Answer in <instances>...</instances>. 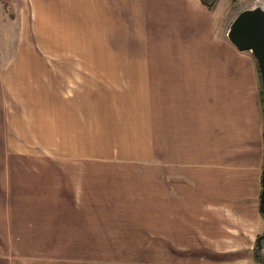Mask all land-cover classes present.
Wrapping results in <instances>:
<instances>
[{"label":"rangeland","instance_id":"1","mask_svg":"<svg viewBox=\"0 0 264 264\" xmlns=\"http://www.w3.org/2000/svg\"><path fill=\"white\" fill-rule=\"evenodd\" d=\"M23 1L0 0V264H171L173 253L188 264H258L264 112L252 55L244 51L251 75L237 55L218 82L204 64L170 85L164 68H140L138 89L117 96L121 119L131 120L126 132L117 116L91 114L110 97L88 96L100 79L70 66L84 53L77 45L68 51V37L75 42L71 30L93 16L90 8L80 3L75 12L68 3L60 24L31 0L20 9ZM257 1L264 4L201 0L220 13L225 37L237 13ZM169 205L186 216L183 231H173L185 242L174 244L177 252L154 237L166 235L163 220L152 229L148 219L151 208L163 218Z\"/></svg>","mask_w":264,"mask_h":264},{"label":"crops","instance_id":"2","mask_svg":"<svg viewBox=\"0 0 264 264\" xmlns=\"http://www.w3.org/2000/svg\"><path fill=\"white\" fill-rule=\"evenodd\" d=\"M27 2L28 0L21 2L20 9ZM31 3H35L36 9H40L39 13L47 15L50 13L51 18L60 24L62 19L66 18L68 3L70 10L74 11L75 9V12L80 3L86 5V9L84 8L86 11L87 7L90 8L93 16H85L82 28L78 25L71 30L75 33L72 37L75 42L73 43L70 36L68 37L69 46L67 50L76 51L75 45L83 46L82 53H84L82 59L69 60L70 66L90 69V72L94 73L91 75L100 79L97 84L93 83L95 86L89 89L88 96L94 90L99 95L104 92L110 97L104 105L100 102L97 105L98 109L92 108L94 112L86 108L87 111L90 112L91 110V114L95 113V115L117 116L121 130L123 128L126 132L131 120L129 118L121 119L119 110L122 108V103L117 96L118 93L121 95L132 93L135 86H137L136 90L138 89L140 68H164L167 84L170 85L186 83L189 77V69L197 70L203 64L206 65L207 73L213 77L215 82H218L219 77L226 80L230 74L231 65H235L237 55L245 58V66L249 75H251L255 65V63L252 65V58L246 53L247 51H238L226 38L227 36L220 34V23L218 22L220 13L209 11L201 0H31ZM19 13L22 14L23 12L19 11ZM104 53V58L95 59ZM96 67L116 68L105 70ZM86 76L89 77V75ZM148 82L150 83V85L147 84L148 90L149 86L154 89L151 82ZM86 84L89 85L88 82H83L81 85ZM89 86H85L83 89H87ZM168 89L169 86L165 88V92L162 94H168ZM107 91H111V93L109 94ZM149 94L148 97L150 98L156 97ZM80 97H83V101L86 99L85 95L78 98ZM128 98H133V96ZM94 99L92 98V100ZM56 103L61 105L58 99ZM83 107H86L85 103H83ZM109 107L110 109H108ZM101 109H105L106 112H101ZM64 114L70 115L73 112L64 110ZM111 121L106 118L102 123L108 125ZM139 124L140 122L138 129L141 130ZM121 130L114 133L124 137ZM89 131L83 128V132ZM101 140H96V142L99 141L97 146H102ZM218 143L220 147L221 144L219 141ZM113 154L116 156L113 159L122 160L124 158L121 157L124 156L123 154ZM73 157L76 158L77 156ZM96 157L99 159L106 158L105 156ZM182 209L183 207L180 210H175L174 206L169 205L163 212V218L160 215H152V212L156 214L160 209L157 210L154 207L149 211L148 219L151 228L153 227L152 222L157 224L158 221L160 224L163 220L161 223H163L166 234L163 236L154 235V237L158 236V238L163 239L161 242L170 244L174 248L173 252L183 250L175 247L174 244L182 247L181 244L185 243L180 236L173 234L175 229L183 231V221L186 216ZM168 223L171 224L170 236ZM154 230L156 231V228ZM171 256L174 260V263L171 264H188L183 260L177 261L175 258L178 256L174 253ZM178 259L182 258L179 257Z\"/></svg>","mask_w":264,"mask_h":264},{"label":"water","instance_id":"3","mask_svg":"<svg viewBox=\"0 0 264 264\" xmlns=\"http://www.w3.org/2000/svg\"><path fill=\"white\" fill-rule=\"evenodd\" d=\"M228 40L238 51H248L256 64L260 80V94L264 112V4L257 1L254 5L240 10L226 29ZM261 190L258 209L264 218V163L261 170ZM264 233L255 239L254 259L260 264Z\"/></svg>","mask_w":264,"mask_h":264},{"label":"trees","instance_id":"4","mask_svg":"<svg viewBox=\"0 0 264 264\" xmlns=\"http://www.w3.org/2000/svg\"><path fill=\"white\" fill-rule=\"evenodd\" d=\"M258 73V72H257ZM260 100H261V94H260ZM261 104H262V102H261ZM263 135H264V131H263Z\"/></svg>","mask_w":264,"mask_h":264}]
</instances>
